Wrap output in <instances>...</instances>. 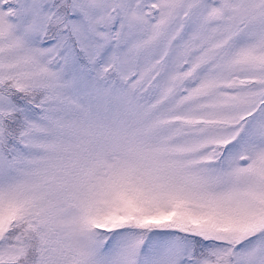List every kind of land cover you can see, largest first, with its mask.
<instances>
[{
  "label": "snow or ice",
  "instance_id": "1",
  "mask_svg": "<svg viewBox=\"0 0 264 264\" xmlns=\"http://www.w3.org/2000/svg\"><path fill=\"white\" fill-rule=\"evenodd\" d=\"M0 264H264V0H0Z\"/></svg>",
  "mask_w": 264,
  "mask_h": 264
}]
</instances>
